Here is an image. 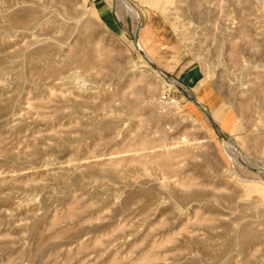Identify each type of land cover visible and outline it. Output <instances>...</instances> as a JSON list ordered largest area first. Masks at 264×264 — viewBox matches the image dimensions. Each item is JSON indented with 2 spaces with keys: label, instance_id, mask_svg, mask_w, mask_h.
Returning a JSON list of instances; mask_svg holds the SVG:
<instances>
[{
  "label": "rangeland",
  "instance_id": "1",
  "mask_svg": "<svg viewBox=\"0 0 264 264\" xmlns=\"http://www.w3.org/2000/svg\"><path fill=\"white\" fill-rule=\"evenodd\" d=\"M0 264H264V0H0Z\"/></svg>",
  "mask_w": 264,
  "mask_h": 264
},
{
  "label": "water",
  "instance_id": "2",
  "mask_svg": "<svg viewBox=\"0 0 264 264\" xmlns=\"http://www.w3.org/2000/svg\"><path fill=\"white\" fill-rule=\"evenodd\" d=\"M218 135H219V136H222L224 139H226V140L230 141L228 137H226V136H224V135L220 134L219 132H218Z\"/></svg>",
  "mask_w": 264,
  "mask_h": 264
},
{
  "label": "bare ground",
  "instance_id": "3",
  "mask_svg": "<svg viewBox=\"0 0 264 264\" xmlns=\"http://www.w3.org/2000/svg\"><path fill=\"white\" fill-rule=\"evenodd\" d=\"M137 14H138V13H137ZM138 19H140V18H138ZM140 45H141V44H140ZM140 45H139V46H140ZM170 82H171L172 84H176V83H178V82H176V80H173V79L170 80ZM230 142H231V141H230Z\"/></svg>",
  "mask_w": 264,
  "mask_h": 264
}]
</instances>
